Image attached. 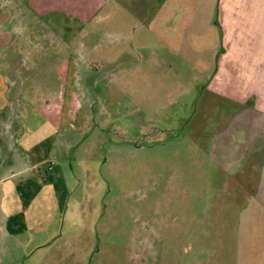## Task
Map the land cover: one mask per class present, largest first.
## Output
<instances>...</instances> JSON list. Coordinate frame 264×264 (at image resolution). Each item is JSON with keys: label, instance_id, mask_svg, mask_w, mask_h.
Instances as JSON below:
<instances>
[{"label": "rangeland", "instance_id": "1", "mask_svg": "<svg viewBox=\"0 0 264 264\" xmlns=\"http://www.w3.org/2000/svg\"><path fill=\"white\" fill-rule=\"evenodd\" d=\"M105 2L104 19L87 25L97 33L85 41L123 49L125 59L110 73L114 83L100 65L83 77L74 129L40 127L32 158L52 163L56 177L44 172L45 182L26 184L41 192L39 209L27 216L20 239L6 244V260L212 264L218 241L229 236L218 219L229 196L211 193L227 185L220 160L228 153L210 146L216 118L203 103L199 72L206 51L221 41L220 30L209 27L217 0ZM68 33L58 43H68ZM91 54L100 61V52ZM67 138L70 148L62 146ZM53 139L60 144L52 153Z\"/></svg>", "mask_w": 264, "mask_h": 264}, {"label": "crops", "instance_id": "2", "mask_svg": "<svg viewBox=\"0 0 264 264\" xmlns=\"http://www.w3.org/2000/svg\"><path fill=\"white\" fill-rule=\"evenodd\" d=\"M105 1L0 0V264H19L6 260V244L20 239L27 216L39 209L41 192L26 184L45 182L44 172L52 181L56 177L52 163L32 158L40 127L74 129L77 109H82L78 99L86 96L83 77L100 65L110 69L104 73L114 83L110 73L125 59L123 49H98L85 41L97 33L87 25L104 19ZM215 5L218 18L209 27L220 30L221 41L206 51L199 73L200 83L207 85L203 103L216 118L210 146L228 153L220 160L227 185L211 193L229 196L218 218L226 222L229 236L218 241L221 251L211 261L264 264V0H217ZM62 28L72 37L66 44L58 43ZM93 52L101 53L99 62L92 60ZM29 138L32 142L23 143ZM59 144L52 140V153ZM73 145L71 138L62 143Z\"/></svg>", "mask_w": 264, "mask_h": 264}]
</instances>
